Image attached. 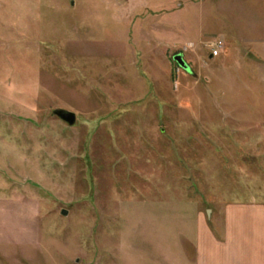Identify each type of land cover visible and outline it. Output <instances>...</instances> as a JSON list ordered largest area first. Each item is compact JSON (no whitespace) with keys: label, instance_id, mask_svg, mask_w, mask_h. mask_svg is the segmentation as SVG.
I'll use <instances>...</instances> for the list:
<instances>
[{"label":"rangeland","instance_id":"374dc122","mask_svg":"<svg viewBox=\"0 0 264 264\" xmlns=\"http://www.w3.org/2000/svg\"><path fill=\"white\" fill-rule=\"evenodd\" d=\"M252 198L264 0H0V264H189Z\"/></svg>","mask_w":264,"mask_h":264},{"label":"crops","instance_id":"0c3cea01","mask_svg":"<svg viewBox=\"0 0 264 264\" xmlns=\"http://www.w3.org/2000/svg\"><path fill=\"white\" fill-rule=\"evenodd\" d=\"M189 264H264V202H227L214 223L199 222Z\"/></svg>","mask_w":264,"mask_h":264},{"label":"water","instance_id":"95a60500","mask_svg":"<svg viewBox=\"0 0 264 264\" xmlns=\"http://www.w3.org/2000/svg\"><path fill=\"white\" fill-rule=\"evenodd\" d=\"M174 60L178 63L180 67H182L187 72H191V66L187 63V61L184 58L183 54H177L174 57ZM54 114L58 116L63 121L67 122L69 125L74 126L77 122V114L72 111L64 110V109H58L54 111ZM64 215H67L66 211H63Z\"/></svg>","mask_w":264,"mask_h":264},{"label":"built area","instance_id":"2783aa9c","mask_svg":"<svg viewBox=\"0 0 264 264\" xmlns=\"http://www.w3.org/2000/svg\"><path fill=\"white\" fill-rule=\"evenodd\" d=\"M223 48H224V41H220L219 45L216 46L215 49L213 50L212 56L214 57L219 56Z\"/></svg>","mask_w":264,"mask_h":264}]
</instances>
